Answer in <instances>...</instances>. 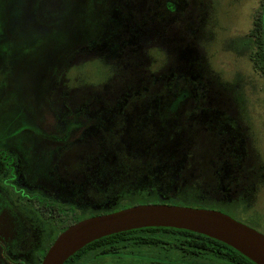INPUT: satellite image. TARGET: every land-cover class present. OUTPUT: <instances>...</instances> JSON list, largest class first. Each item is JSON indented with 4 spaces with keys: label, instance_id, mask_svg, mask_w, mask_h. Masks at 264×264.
I'll use <instances>...</instances> for the list:
<instances>
[{
    "label": "rangeland",
    "instance_id": "rangeland-1",
    "mask_svg": "<svg viewBox=\"0 0 264 264\" xmlns=\"http://www.w3.org/2000/svg\"><path fill=\"white\" fill-rule=\"evenodd\" d=\"M164 2L0 0V147L9 142L23 155L18 160L0 149L2 165L21 163L28 172L30 168L41 175L52 173L56 164L60 176L49 178H68L65 184L72 190L83 182L78 171L83 161H88L86 183V166L104 168L102 160H92L98 154L96 137L85 131L98 122L99 113L105 115L102 122L110 124L115 109L109 106L131 95L144 96L141 91L146 88L153 96L176 85L183 92L177 99L187 97L178 107L179 130L169 138L164 169L156 179L163 196L133 188L124 201H100L87 211L83 205L75 206V212L72 207L65 213L54 209V222L52 217L42 218L34 206L43 202H37V193L16 187L17 176L0 174V204L12 192L19 196L24 203L16 209L33 228V234L30 227L27 234L35 237L25 262L12 257L7 264H29L32 254L41 258L77 215L81 220L95 210L111 212L124 205L215 209L264 234V80L241 45L264 0H169L168 8L159 6ZM140 98L131 111L139 125L145 123V104H151ZM191 109L206 113L193 122L186 114ZM213 116L235 123L228 142L217 137ZM62 123L75 124L69 139L80 141L81 148L55 161L46 141L65 138L56 134L64 132ZM105 183L103 179L101 185ZM73 193L78 188L70 196ZM30 199H36L35 204ZM176 254L161 244L129 256L147 261L175 259Z\"/></svg>",
    "mask_w": 264,
    "mask_h": 264
},
{
    "label": "trees",
    "instance_id": "trees-1",
    "mask_svg": "<svg viewBox=\"0 0 264 264\" xmlns=\"http://www.w3.org/2000/svg\"><path fill=\"white\" fill-rule=\"evenodd\" d=\"M162 3L159 6H166ZM264 29V11L253 20V26L248 34L242 40V47L250 56L255 49V44L262 43V34ZM261 40V42H259ZM164 88L159 94L151 95L149 89L144 87L135 89L141 91L140 94L130 96L128 99H123L121 102L114 103L113 107L108 109L132 110L135 103L141 101L140 97L150 101L151 104H145V109L152 110H167L168 113H161L157 117V121L146 123L148 127L141 130H131L127 134L132 136L128 138L130 144L140 147L138 152L132 151V147H128L125 138H109L101 139V153L98 156H116L115 174L110 179L101 171V175L108 182V187L101 190L100 200L124 201L126 195L133 188L153 189L157 195L164 191L160 188V183L156 181L157 176H160L164 169V154L168 141L171 136L179 130L180 124L178 117L171 113V110L179 107L180 101L177 97L180 96L181 87ZM150 95V96H149ZM165 96V97H164ZM183 98H185L183 96ZM182 98V99H183ZM146 101V102H147ZM155 101V102H154ZM145 102V103H146ZM140 103V102H139ZM119 117V116H118ZM201 117V115H200ZM116 118V117H113ZM125 119V117H119ZM135 122V118H133ZM73 123V122H72ZM125 121H110V124L125 125ZM97 124V123H96ZM101 124H104L101 122ZM113 130H109L108 134H114ZM102 134H106L103 133ZM223 142V141H222ZM135 161V163H133ZM132 163V164H131ZM103 164V162H102ZM163 202V201H161ZM112 204V203H111ZM124 205L122 208H124ZM110 207V206H108ZM121 209V207H119ZM110 210H99L93 214L106 213ZM161 244H166V248L176 253L175 259L167 260H147L135 259L133 254H140L144 249L159 248ZM145 254H151L145 252ZM107 258L110 262H107ZM99 259V260H98ZM63 264H255L244 255L240 254L231 246L216 240L214 238L188 231L185 229H176L171 227H146L132 229L114 233L94 240L80 250L75 252Z\"/></svg>",
    "mask_w": 264,
    "mask_h": 264
},
{
    "label": "flooded vegetation",
    "instance_id": "flooded-vegetation-1",
    "mask_svg": "<svg viewBox=\"0 0 264 264\" xmlns=\"http://www.w3.org/2000/svg\"><path fill=\"white\" fill-rule=\"evenodd\" d=\"M263 11H264V2L261 6L259 15L262 14ZM262 30L264 31V29ZM259 42H261V40ZM262 43H263L262 45L259 43L255 44V49L253 50L252 54L248 56V59L252 64L253 70L264 80V32L262 34ZM186 98L187 97L183 99L182 98L179 99L180 103ZM131 111L132 110L119 111L115 109L113 113L110 115L111 117L110 121H113V122L114 121H125L127 122L125 125L101 124L100 122L103 121V119L105 118V115H103L102 113H99L100 115L97 116L98 117L97 124L95 123V124L90 125L89 127H85V131L88 130L87 134H89L90 136L94 135L96 137L95 144L97 146L98 154H95V156L92 157V160L99 161V162H101L102 160V162H104L106 166L104 165V168L100 170L91 169V165L86 166L87 167L86 169L88 171V178H89L86 183L87 176L85 175L86 173L85 174L83 173L85 171L84 166L86 165V163H88V161L86 160V163L85 161H83L82 165L79 166V169H78L79 174L81 173L83 175V182L80 183L81 184L80 187L79 186L75 187V185H72L73 189L69 190L68 184H65L67 180L69 181L68 178L67 180L65 178L64 179L59 178V180L50 179L49 176H51L52 178L60 176L58 169H57L58 165L56 166V164L54 165L55 169L52 173L47 172V174L43 173L40 175L38 173H35V171L31 170L30 168L28 172L21 163L13 162V163H7L6 165L5 164L2 165L0 162V167L2 165V168H3V172L0 169V174L4 175L6 178L9 177L10 175L11 176L13 175L14 177L17 176V178L14 179V182H17L16 187L17 186L23 187L25 191L33 192V194L37 193L41 197L40 200L37 202L40 203L43 201L42 204H35L34 200L36 201V199H30V200L31 202L35 204L34 206L36 207V209L39 210L40 214L42 215V218H44L45 220L47 218L52 217L54 221V217H53L54 209H56L60 213H65L66 211H69L70 207H72L73 208L72 211L75 212V206H80V205H83L81 207L86 206L82 208L83 210L85 209L86 211L88 210L89 206L96 207L98 203H100L101 201L100 197L98 196L100 195V191L103 190L105 187H108V182H106L105 185H101V181L103 180V178H105V176L103 177L101 175V171L104 174H106L108 178L111 179L113 175L115 174L116 161H117L116 156H105L103 158L98 156L99 153H101V148H102L101 139H106L108 136L109 138H119V137L122 138L123 137L125 138L124 140L127 146L132 147L133 144H130V142L126 140L132 137L131 135L129 136L127 134L129 131L141 130L145 127H148L146 126L147 125L146 123L154 122L158 120V118H154V117H157L161 113H168L167 110L145 109V111L143 112V118H142L145 121V123H142L139 125L137 124V121H136L134 125L131 126L130 122L134 120L131 118V113H132ZM74 112L76 113V112H82V111L75 110ZM204 112L205 111L199 110V109H195V110L191 109L188 112H186V114L192 118L190 119L191 121L195 122V119L197 118L198 115H201V116L205 115ZM171 113L175 114L179 120V117H180L179 108L171 110L170 114ZM118 116L125 117V119L119 118ZM113 117H116V118H113ZM210 121L214 127V131L217 132V137H219L223 141L226 138L225 141L228 142L229 137H231V135H233L235 131V123L233 121H230L228 118L226 119L224 118L223 120H219V119L216 120L215 116H213ZM59 127L64 128V129H61V130H64V132L60 133L57 131L58 133L56 132V134L58 135L63 134L65 138H62L58 141H54V140L46 141L47 143L46 148L49 149V152L52 155V159H54L55 161L61 160L62 158L66 160L67 158L72 157L71 155H74L77 153V152L75 153V149L81 148L80 141L78 140L71 141L69 139L71 137V131L74 129L75 124H72V126H66V124L62 123L61 125H59ZM109 130H113L115 133L113 135L108 134ZM102 132L106 134H102ZM56 134L54 135L56 136ZM81 134L84 135L82 132ZM1 145H2L0 147L2 151L1 153H3L4 155H15V157L18 160H22L21 156L23 155H21L18 152V149L14 144L10 145L9 142H5V143H2ZM35 145L36 146L39 145L38 147L41 148V145L39 143H35ZM78 154H82V152L79 151ZM33 165H31V167H33ZM43 177L45 181H43ZM7 180L12 181L10 179H7ZM76 188H78V193L76 195L75 193H73V196H70V193ZM80 190H82L83 192H80ZM150 190H152V192L154 191L151 188ZM8 191L11 192L12 190H8ZM155 192H158V191H155ZM8 198H9L8 200L4 201V204H0V264H7L8 259L10 258L12 260V257L14 258L18 257L24 261V259L27 258L28 254H30L32 251V247H33L32 240H34L35 238V237L33 238L32 236L33 234L32 226L30 227L29 225H27L28 222L25 219L21 218L22 217L21 214L16 209L19 203L23 204L24 201L19 196H17L14 192H12V194L10 195L8 194ZM54 206H56V208H54ZM95 211L98 212L99 210H95ZM98 214H101V213H98ZM93 215H96V214H93ZM77 216L73 223L79 220L77 219ZM57 225H59L58 222H57ZM29 227H30L29 231L32 234L31 233L27 234V229H29ZM66 227H62L61 230L57 233V235L61 231H63ZM51 243L44 249L45 252L47 251ZM45 252L41 256V258L38 257V254L36 255L32 254V258L29 259L28 263L29 264H40Z\"/></svg>",
    "mask_w": 264,
    "mask_h": 264
},
{
    "label": "water",
    "instance_id": "water-1",
    "mask_svg": "<svg viewBox=\"0 0 264 264\" xmlns=\"http://www.w3.org/2000/svg\"><path fill=\"white\" fill-rule=\"evenodd\" d=\"M171 227L219 240L255 264H264V234L215 209L168 203L134 204L78 220L61 231L40 264H63L86 244L114 233Z\"/></svg>",
    "mask_w": 264,
    "mask_h": 264
}]
</instances>
